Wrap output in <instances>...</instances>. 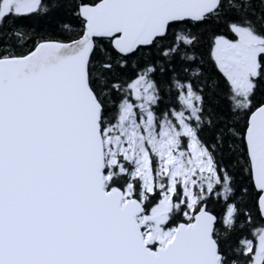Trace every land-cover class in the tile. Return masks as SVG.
I'll use <instances>...</instances> for the list:
<instances>
[{"label": "snow or ice", "instance_id": "snow-or-ice-1", "mask_svg": "<svg viewBox=\"0 0 264 264\" xmlns=\"http://www.w3.org/2000/svg\"><path fill=\"white\" fill-rule=\"evenodd\" d=\"M0 264H264V0H0Z\"/></svg>", "mask_w": 264, "mask_h": 264}]
</instances>
